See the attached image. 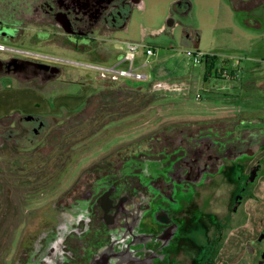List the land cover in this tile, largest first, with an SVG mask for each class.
<instances>
[{
    "label": "flooded vegetation",
    "instance_id": "flooded-vegetation-1",
    "mask_svg": "<svg viewBox=\"0 0 264 264\" xmlns=\"http://www.w3.org/2000/svg\"><path fill=\"white\" fill-rule=\"evenodd\" d=\"M133 1L137 0H0V84L10 80L23 84V90H37L36 87L71 83L67 67L82 68L76 64H85L24 46L78 53L89 50L100 60L113 59L112 36L125 29ZM180 6L188 7L183 1L175 5ZM6 49L57 58L58 62L11 55ZM223 68H218L216 59L209 74L214 71L215 78L222 77L219 74ZM93 79L85 74L77 82L98 85L109 80L96 76ZM116 96L99 91L88 94L79 111L78 128L91 125V130L79 136L80 156L70 157V142L62 143V167L52 165L59 159L42 158L48 163L42 177L37 173V152L32 153L31 147L23 148L21 139L28 133L44 138L59 129L52 130L41 116L23 115L18 119L20 124H13L7 131V142L2 140L5 133H0V152L14 156L7 160L0 156V264H178L187 244L203 249L189 234V229L198 223L194 217L201 212L198 200L202 193L206 196L203 208L207 220L205 224L200 222L206 230L204 246L209 244L211 191L218 186L227 188L232 199L230 212H238L248 189L258 179L261 163L256 156L263 133L237 126V118L230 115L180 120L169 115L160 119L154 130L149 126L141 133L138 129L122 130V134L110 135L106 140L87 143V138L132 121L131 111L118 115L116 109L98 107L114 106ZM108 139L116 142L107 144ZM118 144L120 149L109 154ZM28 152L32 155L24 156ZM104 153L106 156H101ZM27 164L29 177L22 174ZM56 169L61 171L54 173ZM255 171L251 182L249 177ZM23 182L25 187H33L26 196L31 199L28 208L37 198L47 201L59 189L61 198L46 205L40 225L24 236L20 229L22 205L20 209L15 207L18 221L6 243H2L10 210L2 204L5 191L9 188L19 195L16 190ZM258 227L256 237L244 244L252 264H264V217Z\"/></svg>",
    "mask_w": 264,
    "mask_h": 264
},
{
    "label": "rangeland",
    "instance_id": "rangeland-1",
    "mask_svg": "<svg viewBox=\"0 0 264 264\" xmlns=\"http://www.w3.org/2000/svg\"><path fill=\"white\" fill-rule=\"evenodd\" d=\"M181 1L188 7H175ZM126 41L142 43L154 48L155 54L149 58L138 55L135 66L146 64L140 71L149 78L152 77L151 68L156 67L162 75L160 82L168 86L165 89L154 86V89H159L160 96L158 94L154 97L158 100L152 103L151 107L148 106L144 113L134 116L130 122H122L120 128L103 131L91 139H85L87 143L100 139L106 140L110 138V135L122 134V130L138 129L141 133L146 131L148 126L149 129L154 130L159 120L169 115L176 116L171 117L173 120L230 115L237 118V126L254 129L260 134L264 132V5L237 11L233 0L133 1L131 15L125 29L117 30L112 36L110 49L114 57L121 55L124 50L123 43ZM185 45L189 46V50L215 57L218 68L227 69V75L215 78L213 71L209 77H204L203 67L192 64L184 54ZM24 48L72 62L97 63L103 66L113 64L112 59L100 60L89 50L78 53L55 47L24 46ZM67 68L69 72L67 77H70L71 83H56L43 88L36 87L37 90H23V84L10 80L1 82L0 133H5V138L2 140L7 142L10 139L8 138L10 133L7 131L13 124H20L18 119L23 115L41 116L45 118L52 130L60 131L65 125L60 119L67 117L71 111L78 112L83 108L88 94L97 92L98 87L95 84L81 85L77 80L83 78L85 74L91 80H94L95 76L99 79L100 76L84 68L75 66ZM188 73L195 74L198 78L189 80L186 76ZM221 75L220 73L219 76ZM123 82L130 86L148 83L147 81L134 83L126 80ZM58 97L61 98L58 99ZM71 119L73 118L68 120L69 124H72ZM21 124L25 122L22 121ZM162 124H165V121ZM77 129H81L79 136H84L91 130V125L75 128ZM48 135L49 132L42 138L33 137L31 133H28L21 139V146L31 147L32 153H42L44 156L59 138L58 133ZM68 137L72 139L73 135L69 134ZM114 142L116 139L107 144ZM120 146V144L116 145L108 153H115ZM100 149L103 151L105 147ZM29 153L25 155L28 156ZM0 156H4L6 160L14 157L9 152H0ZM101 156H106V153ZM5 159H3L4 162ZM256 159L261 163L258 179L248 189L236 214L230 212L232 199L227 188L218 186L211 191L209 244L206 246H204L205 236H203L206 230L200 226V222L207 223L206 210L203 208L206 196L205 193L201 194L198 200V204L202 206L201 212L198 217H194V221L198 223L196 227L189 229V234L202 245L203 249L196 250L192 244H187L188 246L178 259V264H252L245 252L244 244L246 240L250 241L256 237L257 233L254 232L260 230L257 226L264 217V146L257 153ZM28 167L26 165L22 170V174H25L23 176H30ZM24 183L26 182H23L16 190L19 195L10 191L9 188L5 191L2 204L10 207V210L7 211L6 236L1 240L2 243H6L7 236L18 221L17 212H14L15 207L19 206L18 209H20V204L22 205L20 229L24 236L40 225L46 205L57 202L61 198V189H59L57 193L49 196L47 201L41 202L39 200L42 198L39 200L37 198V202L28 208L30 204L28 202L31 199H27L26 196L33 187H25Z\"/></svg>",
    "mask_w": 264,
    "mask_h": 264
},
{
    "label": "trees",
    "instance_id": "trees-1",
    "mask_svg": "<svg viewBox=\"0 0 264 264\" xmlns=\"http://www.w3.org/2000/svg\"><path fill=\"white\" fill-rule=\"evenodd\" d=\"M215 62L216 58L215 57H204L203 60L201 61V66L204 69V77H209L210 70L215 68ZM217 77L216 73L214 75ZM136 83V82H134ZM98 84V83H97ZM96 85V84H95ZM99 93L101 94H108V95H117L116 98H113L114 106H98L101 108V110L107 109L111 111V109H116L117 113H121V111L125 112L126 110L131 111L133 116H136L142 112L143 109H147L148 106L151 107L152 103H155L158 99H155L154 97L157 96L160 91L157 89H154L150 83H147L145 85H135V86H130L128 84H123L119 81L115 80H108V81H101L97 85ZM160 95V94H159ZM158 95V96H159ZM61 98V97H60ZM58 97V99H60ZM115 100V101H114ZM104 100H102L103 102ZM73 118L71 120L72 124H69L68 120L70 118ZM79 111L78 112H69V115L67 117H64V119H60V121H64L65 125L64 128L58 132L59 138L57 139V143L55 145H52V148L50 149V152L47 153L46 155L43 156L42 153H36V156L38 158L37 161V173L40 177H42V174H46V167L47 164L46 161H42V158H47V157H53L55 160L59 159V163L57 161H53L54 163L52 164L53 166H60L62 167V163H60V159L65 156L63 152V146L62 143L70 142V157H76L78 158L81 154L80 151V146L78 145V141L80 140L79 137V130H75L79 126ZM10 118V117H6ZM68 123V124H67ZM65 129V130H64ZM71 134L73 137L70 139L68 135ZM89 150V149H87ZM32 155V153H29L28 155ZM25 156V154H24ZM56 162L58 164H56ZM28 166V164H27ZM57 171L61 170H55L54 173Z\"/></svg>",
    "mask_w": 264,
    "mask_h": 264
},
{
    "label": "built area",
    "instance_id": "built-area-1",
    "mask_svg": "<svg viewBox=\"0 0 264 264\" xmlns=\"http://www.w3.org/2000/svg\"><path fill=\"white\" fill-rule=\"evenodd\" d=\"M124 44V50L121 53V58L115 65L111 66H103L100 64H93V63H85V64H76L87 71L97 74L102 78H107L110 80H117V81H133V82H148L147 75L141 72V68L145 67L146 64H141L140 66H135L136 58L138 55H142L146 58H149L155 54V50L153 47L148 46L146 44L137 43L126 41ZM2 47L0 46V51H2ZM11 55H20V56H28L27 52H23L18 49H6ZM184 54L188 57L192 64H201V61L204 57L208 56L199 51H192V50H185ZM30 57H38L41 60H49L52 62H58L57 58H47L45 56H37V55H30ZM227 71H221V76L227 75Z\"/></svg>",
    "mask_w": 264,
    "mask_h": 264
},
{
    "label": "crops",
    "instance_id": "crops-1",
    "mask_svg": "<svg viewBox=\"0 0 264 264\" xmlns=\"http://www.w3.org/2000/svg\"><path fill=\"white\" fill-rule=\"evenodd\" d=\"M233 1L235 2V7H236L237 11H239V10H243L244 11V10H247V9L251 8L252 6L264 5V0H261V1H259V0H233ZM184 48H185V50H189V46L185 45ZM112 60H113V64L112 65H115L118 62V57H114V59H112ZM153 68H151V72H152V74H151L152 77L151 78L152 79L148 78L149 79L148 83H150L153 87L157 86L159 89L160 88L161 89H165L166 86H168V84H166L164 82H160V81H162V80H160V78H161L160 76H162L161 72H158L156 70V67H155V69H153ZM203 75H204V73H203ZM186 76H188L187 78H189V80L190 79L196 80V78H198V76H196L195 74L189 75V73H188ZM0 91H1V89H0ZM261 142H262L261 147H263L264 146V132H263L262 137H261Z\"/></svg>",
    "mask_w": 264,
    "mask_h": 264
},
{
    "label": "water",
    "instance_id": "water-1",
    "mask_svg": "<svg viewBox=\"0 0 264 264\" xmlns=\"http://www.w3.org/2000/svg\"><path fill=\"white\" fill-rule=\"evenodd\" d=\"M256 172H257V171H255V173H254L252 176L249 177L251 182L254 181V179H255V177H256Z\"/></svg>",
    "mask_w": 264,
    "mask_h": 264
}]
</instances>
